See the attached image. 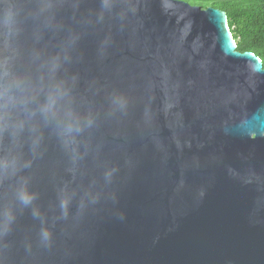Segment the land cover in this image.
Masks as SVG:
<instances>
[{
	"label": "water",
	"instance_id": "1",
	"mask_svg": "<svg viewBox=\"0 0 264 264\" xmlns=\"http://www.w3.org/2000/svg\"><path fill=\"white\" fill-rule=\"evenodd\" d=\"M0 77L29 85L0 109V264H264V64L224 9L0 0Z\"/></svg>",
	"mask_w": 264,
	"mask_h": 264
},
{
	"label": "trees",
	"instance_id": "2",
	"mask_svg": "<svg viewBox=\"0 0 264 264\" xmlns=\"http://www.w3.org/2000/svg\"><path fill=\"white\" fill-rule=\"evenodd\" d=\"M224 9L238 49L253 50L264 64V0H187Z\"/></svg>",
	"mask_w": 264,
	"mask_h": 264
},
{
	"label": "clouds",
	"instance_id": "3",
	"mask_svg": "<svg viewBox=\"0 0 264 264\" xmlns=\"http://www.w3.org/2000/svg\"><path fill=\"white\" fill-rule=\"evenodd\" d=\"M4 75H7V73ZM28 91L29 85L24 79L12 78L5 83H0V109H7L10 106L15 107L17 105L26 106L29 102ZM60 98L61 93L58 89L49 91L44 104L40 106V111L46 119H57V103ZM58 123L63 133L67 136H72L80 131L78 123L73 120L71 113H67L62 120H58ZM18 198L27 205L35 199V196L28 192L26 188H21L18 192Z\"/></svg>",
	"mask_w": 264,
	"mask_h": 264
}]
</instances>
